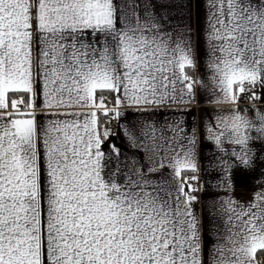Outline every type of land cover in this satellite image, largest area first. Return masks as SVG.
Instances as JSON below:
<instances>
[{"label": "snow or ice", "instance_id": "snow-or-ice-1", "mask_svg": "<svg viewBox=\"0 0 264 264\" xmlns=\"http://www.w3.org/2000/svg\"><path fill=\"white\" fill-rule=\"evenodd\" d=\"M172 3L0 0V264H258L264 191L221 203L224 235L205 255L190 195L198 177L184 175L198 171L197 133L150 116H182L204 89L208 103L236 107L214 109L202 131L248 165L264 109L252 117L239 103L264 101V0H208L207 81L190 74L191 29L165 27ZM122 108L143 119L121 127ZM113 121L147 153V170H122L114 144L104 151ZM165 170L169 179H151Z\"/></svg>", "mask_w": 264, "mask_h": 264}, {"label": "crops", "instance_id": "crops-1", "mask_svg": "<svg viewBox=\"0 0 264 264\" xmlns=\"http://www.w3.org/2000/svg\"><path fill=\"white\" fill-rule=\"evenodd\" d=\"M187 7H184V5ZM207 8L208 0H173L167 12L169 21L165 27L177 30L191 29L192 48L194 55L198 50L197 69L191 71L194 78H208L206 69L207 61ZM260 93V87L258 94ZM24 95V94H21ZM209 92L197 88L196 103L189 106H182V116H173L174 109H161L151 114L150 119L158 123H164L175 118L183 121L186 129H193L197 133L196 156L198 171L195 173L186 172V176L198 177V189L190 195L196 197L193 202L194 214L199 221L201 232V244L205 255L210 253L215 245L217 236H223V222L216 211L222 202L233 201L237 204H246L250 199H255L254 193L264 191V139H253L249 143L248 165L234 157H229L217 149L215 144L208 140L202 131V126L206 125L210 119L214 121V109L236 107V105H215L208 103ZM19 98V97H17ZM27 99V96L24 97ZM99 95L97 96V100ZM39 102V101H38ZM239 108L247 110L252 117L256 115L254 109H264V101H255L249 107L239 104ZM190 109V110H189ZM84 111H90L85 109ZM102 111V110H101ZM122 115L119 121L121 127H133L137 125L143 117L133 108H122ZM36 118L41 123H46L48 116L45 110H37ZM118 122L115 121V131L111 132L110 143H106L104 151L109 152L110 144L116 145L120 149L119 166L122 170L125 165L136 167L140 164L147 170L149 165L148 155L142 149L135 148L124 138L122 134H117ZM255 135V134H253ZM229 152L233 146H224ZM111 161H105L106 172L113 171L117 166L116 156L112 154ZM221 157L229 161L226 165L221 162ZM153 180L169 179L167 171L156 173L151 176ZM187 191V189H186ZM262 250L256 253L258 264L262 263Z\"/></svg>", "mask_w": 264, "mask_h": 264}, {"label": "built area", "instance_id": "built-area-1", "mask_svg": "<svg viewBox=\"0 0 264 264\" xmlns=\"http://www.w3.org/2000/svg\"><path fill=\"white\" fill-rule=\"evenodd\" d=\"M259 85L256 86L255 89H253V91L257 92L258 93V90H259ZM240 105H243L244 107H249L250 105L254 104V102H250L248 100V96L245 95L243 100L239 103ZM111 105H109L110 107ZM21 108H23V105H21ZM108 127L110 128L111 132H114L115 131V121H113L110 125H108ZM103 127L100 128V131L103 132ZM190 183L192 185H194V187L196 189H198V186H199V183H198V180H195V181H190ZM262 263L264 264V251H263V254H262Z\"/></svg>", "mask_w": 264, "mask_h": 264}, {"label": "trees", "instance_id": "trees-1", "mask_svg": "<svg viewBox=\"0 0 264 264\" xmlns=\"http://www.w3.org/2000/svg\"><path fill=\"white\" fill-rule=\"evenodd\" d=\"M99 95V94H98ZM104 95H108L107 93H105ZM105 117L103 115H100V122L101 124H103V122L105 121Z\"/></svg>", "mask_w": 264, "mask_h": 264}]
</instances>
